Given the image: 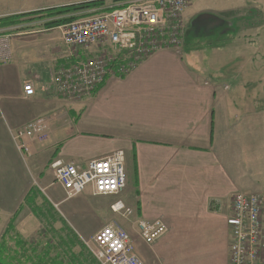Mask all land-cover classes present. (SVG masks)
<instances>
[{
  "label": "crops",
  "instance_id": "obj_1",
  "mask_svg": "<svg viewBox=\"0 0 264 264\" xmlns=\"http://www.w3.org/2000/svg\"><path fill=\"white\" fill-rule=\"evenodd\" d=\"M75 4L0 0V19ZM186 21L187 30L201 26L195 50L186 52L185 38L183 50L158 52L126 77L110 75L85 100L55 91L54 73L65 63L58 28L13 40V60L0 65V243L14 227L9 252L21 253L19 243L53 220L61 238L81 244L50 264H78L72 250L82 252L112 225L111 206L123 201L135 211L131 220L167 226L152 245L132 237L145 264H230L232 198L264 194V50L253 47L264 41V0H196ZM204 26L218 28L214 36L225 43L204 48ZM212 51L230 60L229 69ZM29 81L36 95L26 98ZM40 118L44 130L25 139L29 151L20 149L16 132ZM119 150L128 174L122 194L88 189L68 198L55 184L54 161L85 165Z\"/></svg>",
  "mask_w": 264,
  "mask_h": 264
},
{
  "label": "built area",
  "instance_id": "obj_2",
  "mask_svg": "<svg viewBox=\"0 0 264 264\" xmlns=\"http://www.w3.org/2000/svg\"><path fill=\"white\" fill-rule=\"evenodd\" d=\"M196 0H130L100 13L69 23L62 29L67 49L65 63L56 71V91L68 100L92 97L107 78L128 76L154 54L183 50L187 33V10ZM82 52H86L83 58ZM13 60L12 39L0 35V65ZM26 98L36 95L31 81L25 83ZM45 128V119L31 122L16 132L20 149L29 151L25 139ZM50 168L55 184L68 198L92 189L95 196H118L128 186L126 154L116 151L85 165L54 161ZM127 216L135 211L123 201L111 206ZM142 240L154 244L167 232L162 221L139 220ZM99 264H145L136 254L133 238L124 229L109 225L87 243ZM230 264H264V194L239 192L232 198Z\"/></svg>",
  "mask_w": 264,
  "mask_h": 264
},
{
  "label": "rangeland",
  "instance_id": "obj_3",
  "mask_svg": "<svg viewBox=\"0 0 264 264\" xmlns=\"http://www.w3.org/2000/svg\"><path fill=\"white\" fill-rule=\"evenodd\" d=\"M72 3L78 2V4H82L85 2H88L87 0H71ZM64 3V2H63ZM62 3V4H63ZM77 4V5H78ZM120 5H116V1L115 0H106V6L102 9H94V10H89V11H83V12H79L78 14H70L67 16H63V17H57V19H61V18H69L71 16H79L78 20L84 17H87L91 14L94 13H100L103 12L105 10H111V8L113 7H117ZM29 17H33L31 19H28ZM1 20V19H0ZM50 19L46 17V14H38V15H32V16H26V17H20L17 21V23L15 25H10V26H2L0 25V35L1 36H10L12 39V43L14 39H33L31 37H33V35H28V33L33 32H38V31H43L46 28L45 24L49 21ZM77 21V20H76ZM188 24V23H187ZM67 25V24H66ZM65 25L59 26V27H55L58 28L62 36V29H60L61 27H63ZM188 27V25H187ZM201 26L198 25H194L193 27H189V29L187 30V36H186V52L188 51H192L195 50L196 48V39L197 36H199V30H200ZM256 28V27H255ZM258 28V27H257ZM54 29V28H52ZM211 29H214L213 27H209V26H204L202 27V33L203 34H208V38H204L206 39L203 44H204V48L209 49V48H214V46L216 45H222L225 42L221 41L220 38L221 37H215L214 34H219V29L217 28V30L212 31ZM37 36V35H34ZM63 39V38H62ZM220 40V41H218ZM64 43V42H63ZM264 43V41H263ZM263 43H258L253 46L256 50H261V48L264 50L263 47H261V45H263ZM261 44V45H260ZM13 47V46H12ZM13 50V48H12ZM61 55L63 54V60L65 61L64 57L66 56L67 53V49L63 46L61 49ZM208 53V52H207ZM209 52V57L212 58L211 56H216L218 58V60H220V58L218 57L217 53H213ZM221 63L224 64L223 66H225L226 70L229 69L228 68V63L230 62L229 59H225V57L221 58ZM255 62H260L261 61V57L260 55H255ZM63 65V64H62ZM55 75V73H54ZM54 78V77H53ZM56 91V90H55ZM56 93L58 94V92L56 91ZM59 97L63 98V99H67L62 97L60 94H58ZM68 100V99H67ZM115 220L113 222L112 225H115L118 228L124 229L127 232H129V234L131 235V237H136V236H140L139 234V230H138V222L139 220H131L132 216H126L124 212L121 213H115ZM53 220L49 221V222H45L43 223V226L41 227L39 233L35 236V238H33V240L29 241L27 244V247L24 249V251H22V249L20 248L19 250H21L23 254L22 256H26L27 258H37L38 255L45 254L46 252L49 253L48 257L44 260V262L42 264H50L51 260H55L58 259L60 261L63 260H67L69 254H66L67 252L65 251V248L63 246H61V237H66V234H61L59 231L62 229L61 226L62 225H57L54 226L53 228ZM53 229L55 231H53ZM14 243V241L12 242ZM91 243V242H89ZM10 245V246H9ZM15 244H12L8 241V247L12 248V250L14 249ZM35 250V251H33ZM45 252V253H44ZM72 253L75 254H79L81 253V248L79 246H76L73 250ZM83 253L85 254V257L87 259H94L95 260V264H99L98 261L95 259V257L93 256V254L91 253L89 247L87 246L85 250H83Z\"/></svg>",
  "mask_w": 264,
  "mask_h": 264
},
{
  "label": "trees",
  "instance_id": "obj_4",
  "mask_svg": "<svg viewBox=\"0 0 264 264\" xmlns=\"http://www.w3.org/2000/svg\"><path fill=\"white\" fill-rule=\"evenodd\" d=\"M88 2L82 3V4H75V5H69V6H62L58 8H52L48 9L45 11H41L38 13H31L27 15H18V16H12L8 17L5 19L0 20V25L2 26H10V25H15L20 17H26V16H32V15H38V14H46V17L49 18L50 20L45 24L47 29H52L55 27H59L62 25H66L69 23H72L76 20H78L79 16H71L69 18H61L57 19V17H63L67 15H72V14H78L79 12L83 11H89V10H94V9H102L106 6V0H87ZM116 2L118 1H124V0H115ZM37 212V210H36ZM15 229L14 227H10L7 235L3 237L2 242L0 243V263L1 264H40L43 263L44 260L48 257L49 251L46 252L44 255L37 256V258H27L26 256H22L25 253H19L15 252L16 254L13 255L11 252H9L10 249H8V242L7 238L11 237L10 232H14ZM61 246L67 247V249L71 250L75 244H81L75 236L73 237H67L61 238ZM20 248L24 251V249L27 247V244L25 242H22L21 244L19 243ZM84 250V249H83ZM68 251V250H67ZM73 258V261H75L78 264H95L94 259H87L85 257V254L83 251L79 255L72 254L71 255ZM36 261H38L36 263Z\"/></svg>",
  "mask_w": 264,
  "mask_h": 264
}]
</instances>
